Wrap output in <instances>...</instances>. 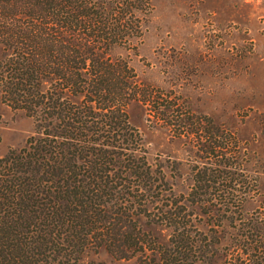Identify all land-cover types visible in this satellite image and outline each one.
Returning <instances> with one entry per match:
<instances>
[{
    "label": "trees",
    "instance_id": "obj_1",
    "mask_svg": "<svg viewBox=\"0 0 264 264\" xmlns=\"http://www.w3.org/2000/svg\"><path fill=\"white\" fill-rule=\"evenodd\" d=\"M148 6L0 0L1 98L33 122L24 147L0 158V264H84L102 249L138 264L214 263L218 240L196 235L193 207L232 220L242 200L234 205L232 189L210 169L195 174L187 198L174 194L129 121L128 107L139 98L147 103V88L127 60L111 55L140 41L136 15ZM163 106L155 110L175 133L208 123L211 167L229 160V138L213 132L209 118ZM159 227L168 239L153 231ZM246 240L237 239L239 251L263 264L261 242Z\"/></svg>",
    "mask_w": 264,
    "mask_h": 264
},
{
    "label": "rangeland",
    "instance_id": "obj_2",
    "mask_svg": "<svg viewBox=\"0 0 264 264\" xmlns=\"http://www.w3.org/2000/svg\"><path fill=\"white\" fill-rule=\"evenodd\" d=\"M145 10L136 15L142 22L140 41L132 39L111 55L127 60L147 88V103L139 98L127 110L142 136L146 159L183 198L194 188L197 172L216 171L222 177L219 185L232 189L234 205L237 199L242 202L232 220L194 206L196 235L217 238L212 264H251L236 246L243 236L258 238L264 262V0H149ZM157 96L163 99L160 104L154 103ZM168 104L183 115L209 118L212 131L229 138V160L212 167L207 163L206 131L211 127L206 121L192 125V133L167 127L155 108ZM32 130V119L9 106L0 89V158L24 147ZM153 231L162 241L168 239L167 229ZM84 264L138 261L117 259L102 249L86 256Z\"/></svg>",
    "mask_w": 264,
    "mask_h": 264
}]
</instances>
